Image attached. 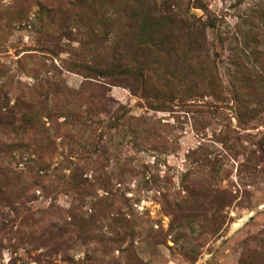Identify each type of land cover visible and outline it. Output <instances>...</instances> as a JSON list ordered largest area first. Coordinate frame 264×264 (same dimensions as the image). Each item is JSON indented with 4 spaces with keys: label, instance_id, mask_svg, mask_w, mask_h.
<instances>
[{
    "label": "rangeland",
    "instance_id": "1",
    "mask_svg": "<svg viewBox=\"0 0 264 264\" xmlns=\"http://www.w3.org/2000/svg\"><path fill=\"white\" fill-rule=\"evenodd\" d=\"M151 1L0 0V264H264V0Z\"/></svg>",
    "mask_w": 264,
    "mask_h": 264
},
{
    "label": "trees",
    "instance_id": "2",
    "mask_svg": "<svg viewBox=\"0 0 264 264\" xmlns=\"http://www.w3.org/2000/svg\"><path fill=\"white\" fill-rule=\"evenodd\" d=\"M151 1V0H148ZM155 7H156V16L160 19H166L167 21L170 20V18H176L177 15L174 13V9L172 8V5L170 3V0H162L160 7H158V2L151 1Z\"/></svg>",
    "mask_w": 264,
    "mask_h": 264
}]
</instances>
